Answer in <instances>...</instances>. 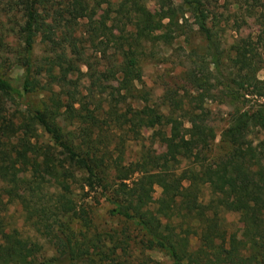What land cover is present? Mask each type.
<instances>
[{"label": "trees", "instance_id": "trees-1", "mask_svg": "<svg viewBox=\"0 0 264 264\" xmlns=\"http://www.w3.org/2000/svg\"><path fill=\"white\" fill-rule=\"evenodd\" d=\"M157 1L0 0V264H163L153 249L168 264H264L263 51L244 37L226 49L210 0ZM248 2L264 28V0ZM180 38L190 90L155 100L143 63ZM213 94L233 106L219 143ZM142 128L165 152L143 144L129 161ZM19 200L27 235L6 216Z\"/></svg>", "mask_w": 264, "mask_h": 264}, {"label": "rangeland", "instance_id": "rangeland-1", "mask_svg": "<svg viewBox=\"0 0 264 264\" xmlns=\"http://www.w3.org/2000/svg\"><path fill=\"white\" fill-rule=\"evenodd\" d=\"M147 6L156 12H162V7L157 0H144ZM233 0H210L211 7L217 15L216 31L223 46L229 49L231 45L239 38H250L253 44L262 49L264 54V28L261 22L253 15L248 0H241L240 3L232 4ZM37 51L40 52V45H37ZM157 52L161 53L163 60L158 61H146L143 63L144 70V82L147 89H150L152 96L157 100L168 87L181 89L184 93V87H188L187 73L193 70L195 67L194 60L188 59V51L186 50V43L184 38L178 39L172 48H160ZM197 60V59H196ZM23 72L21 69L16 68L9 72L8 77L12 82L20 87L22 84ZM259 77L264 78V69L259 72ZM215 97L208 99L205 107L210 111L209 123L215 128L217 133L216 143L220 142L222 132L229 126V115L233 111L227 100L217 94H213ZM36 100V99H33ZM252 103H247L245 109H248ZM189 123L185 122V127H188ZM175 128V127H173ZM172 128V129H173ZM261 135L260 137H262ZM253 138L254 136H248ZM152 147L158 153H164L165 147H163L153 137V130L149 128H142L138 134L127 140V160L133 161L138 157L142 145ZM162 189L156 187L154 196L159 198L161 196ZM91 197L87 199H92ZM209 197L208 190L205 189L204 198L207 200ZM94 202V201H93ZM94 206L97 210L96 223L101 227L110 226L112 222L109 220L106 210L108 208L107 203L104 202V198H100V204L94 202ZM6 216L13 226L21 229L25 235L31 233V229L24 224L23 219V204L19 200L15 204L10 206ZM226 219L228 227L231 231L240 232L241 223L239 222V214L227 213ZM199 240L197 237L192 238V248L198 247ZM150 256L163 264H168L170 259L168 256L159 249H153L149 252Z\"/></svg>", "mask_w": 264, "mask_h": 264}]
</instances>
